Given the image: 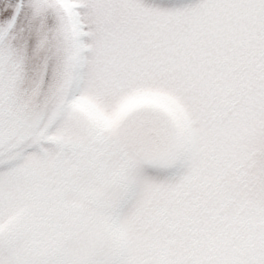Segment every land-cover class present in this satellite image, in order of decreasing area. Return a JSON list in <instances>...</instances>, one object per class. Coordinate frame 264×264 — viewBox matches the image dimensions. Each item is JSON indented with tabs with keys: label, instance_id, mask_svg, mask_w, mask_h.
Masks as SVG:
<instances>
[{
	"label": "snow or ice",
	"instance_id": "snow-or-ice-1",
	"mask_svg": "<svg viewBox=\"0 0 264 264\" xmlns=\"http://www.w3.org/2000/svg\"><path fill=\"white\" fill-rule=\"evenodd\" d=\"M0 264H264V0H0Z\"/></svg>",
	"mask_w": 264,
	"mask_h": 264
}]
</instances>
